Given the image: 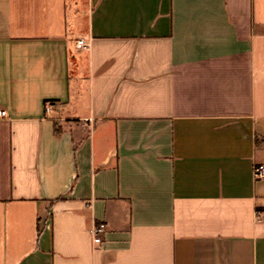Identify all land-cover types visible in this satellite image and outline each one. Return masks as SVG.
Returning a JSON list of instances; mask_svg holds the SVG:
<instances>
[{
	"label": "crops",
	"instance_id": "0c3cea01",
	"mask_svg": "<svg viewBox=\"0 0 264 264\" xmlns=\"http://www.w3.org/2000/svg\"><path fill=\"white\" fill-rule=\"evenodd\" d=\"M0 110V264H264V0H0Z\"/></svg>",
	"mask_w": 264,
	"mask_h": 264
},
{
	"label": "built area",
	"instance_id": "2783aa9c",
	"mask_svg": "<svg viewBox=\"0 0 264 264\" xmlns=\"http://www.w3.org/2000/svg\"><path fill=\"white\" fill-rule=\"evenodd\" d=\"M87 44L84 42V40H79L77 42V48H87ZM45 110L46 112H50L51 110V104H46L45 105ZM6 116V112L3 111V110H0V118H3ZM254 175H255V178L257 179H262L264 178V165H257L255 167V170H254ZM106 230V225L105 224H100L98 226H95L92 233H93V238H94V242L96 244L100 243L101 242V235L105 232Z\"/></svg>",
	"mask_w": 264,
	"mask_h": 264
}]
</instances>
